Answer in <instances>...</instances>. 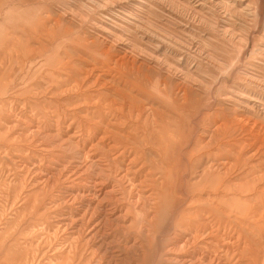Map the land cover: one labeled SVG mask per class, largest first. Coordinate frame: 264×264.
Listing matches in <instances>:
<instances>
[{
    "label": "rangeland",
    "instance_id": "rangeland-1",
    "mask_svg": "<svg viewBox=\"0 0 264 264\" xmlns=\"http://www.w3.org/2000/svg\"><path fill=\"white\" fill-rule=\"evenodd\" d=\"M128 102L143 116L165 111L191 140L250 155L228 184L264 175V0H0V264H264V207L219 226L214 191L175 185L172 203L159 200L155 153L118 139L123 121L135 124L116 110ZM261 193L264 177L244 196L257 204ZM201 221L208 229L192 238ZM248 224L256 261L251 231H239Z\"/></svg>",
    "mask_w": 264,
    "mask_h": 264
},
{
    "label": "bare ground",
    "instance_id": "bare-ground-1",
    "mask_svg": "<svg viewBox=\"0 0 264 264\" xmlns=\"http://www.w3.org/2000/svg\"><path fill=\"white\" fill-rule=\"evenodd\" d=\"M12 45V44H11ZM34 45V44H33ZM14 46V45H13ZM31 46V45H30ZM40 46V45H39ZM15 47V46H14ZM10 48V47H9ZM8 48V49H9ZM30 48V47H29ZM43 48V47H42ZM7 49V48H6ZM31 49V48H30ZM18 50V49H17ZM38 50H40L38 48ZM36 52V51H35ZM31 53V52H30ZM47 53V52H46ZM14 54V53H13ZM33 54V53H32ZM35 54V53H34ZM12 55V53H11ZM57 55V54H56ZM125 55V54H124ZM15 56V55H14ZM21 56V55H20ZM36 56V55H35ZM54 56V55H53ZM123 56V55H121ZM17 57V55H16ZM33 57V56H32ZM52 57V56H51ZM21 58V57H20ZM31 58V57H30ZM121 58V57H120ZM116 59V58H115ZM123 59L125 60V58H122L121 62L123 61ZM18 60V59H17ZM30 60V59H29ZM62 60V58H61ZM90 61V60H88ZM17 62V61H16ZM127 62V60L125 61V63ZM19 63V62H18ZM129 63V61H128ZM127 63V64H128ZM65 64V63H64ZM92 64V63H91ZM96 64V63H95ZM123 63H120V65ZM126 64V65H127ZM130 64V63H129ZM76 65V64H75ZM103 65V64H102ZM117 64L115 63V66ZM119 65V64H118ZM124 65V64H123ZM122 65V67H123ZM125 65V66H126ZM59 66V65H58ZM62 66V65H60ZM87 66V65H86ZM95 66V65H94ZM97 66V65H96ZM43 67V66H42ZM63 67V66H62ZM75 67V66H74ZM92 67V66H91ZM100 67V65H99ZM105 67V66H104ZM119 67V66H118ZM121 67V66H120ZM98 68V67H97ZM103 68V67H102ZM112 68V67H110ZM114 68V67H113ZM71 69V68H69ZM100 69V68H98ZM105 69V68H104ZM121 69V68H120ZM126 69V68H125ZM81 70L85 72L86 75H89L90 73H92V71L94 70V68L92 67L91 69H89L88 67H83L81 68ZM108 70V69H107ZM133 70V69H131ZM71 71V70H70ZM111 71V70H110ZM119 71V69H118ZM123 71V70H122ZM98 72V71H97ZM104 72V71H103ZM107 72V71H106ZM112 72V71H111ZM124 72V71H123ZM57 73V72H56ZM94 73V72H93ZM102 73V71L100 72ZM109 73V72H108ZM52 74V73H51ZM120 74V73H119ZM75 75V74H74ZM106 75V74H104ZM102 75V76H104ZM98 76V75H96ZM123 76V75H122ZM74 77V76H73ZM121 78V77H120ZM119 78V79H120ZM54 79V78H53ZM61 79V78H60ZM78 79V77H77ZM103 80L102 78H99V80ZM110 79V78H109ZM55 80V79H54ZM73 80V79H72ZM75 80V79H74ZM97 80V78H96ZM98 80V81H99ZM71 81V80H70ZM80 81V80H79ZM110 81V80H109ZM129 81V80H128ZM77 82V81H76ZM75 82V83H76ZM100 82V81H99ZM102 82V81H101ZM106 82V81H104ZM102 82V83H104ZM115 82V81H112ZM111 82V83H112ZM125 81H123L124 83ZM131 82V81H130ZM71 83V82H70ZM109 83V82H108ZM109 83V84H111ZM128 83V82H127ZM105 84V83H104ZM119 84V82H118ZM70 85V84H69ZM72 85V84H71ZM79 85V84H77ZM127 85V84H126ZM184 84H182L183 86ZM55 86V85H54ZM67 86V85H66ZM112 86V84H111ZM134 86V85H133ZM145 86V85H144ZM114 87V86H112ZM117 87V86H116ZM63 88V87H62ZM74 88V87H73ZM77 88V87H76ZM121 88V87H120ZM117 89H119V85L117 87ZM182 92H184L185 87L181 88ZM67 90V89H66ZM75 90V89H74ZM160 90V89H159ZM61 91V89L59 90ZM63 91V90H62ZM61 91V92H62ZM120 91V89H119ZM128 91V90H125ZM131 91V89H130ZM157 91V90H156ZM163 91V90H162ZM165 91V90H164ZM180 91V90H179ZM178 91V92H179ZM118 92V91H117ZM167 92V91H166ZM177 92V91H176ZM175 92V93H176ZM187 92V91H186ZM66 93V92H65ZM126 93V92H125ZM132 93V91H131ZM64 94V93H63ZM119 94V93H118ZM136 94V93H135ZM139 94V93H138ZM137 94V95H138ZM73 95V93H72ZM123 95V93H122ZM130 95V94H128ZM133 96V93L131 94ZM136 95V96H137ZM177 96L176 94H173V92H171L169 95H167V103H169V101H173L174 97L173 96ZM180 95V94H179ZM61 96V95H59ZM120 96V94H119ZM185 96V95H184ZM65 97V96H64ZM125 97V96H124ZM138 97V96H137ZM136 97V98H137ZM148 97V96H147ZM181 97V96H180ZM183 97V96H182ZM187 97V95H186ZM71 98V97H70ZM116 98V97H114ZM113 98V99H114ZM126 98V97H125ZM135 98V100H136ZM184 98V97H183ZM66 99V98H65ZM122 99V98H120ZM124 99V98H123ZM122 99V100H123ZM115 100V99H114ZM127 100V99H126ZM131 100V99H130ZM138 100V99H137ZM142 101V100H141ZM146 101V100H144ZM150 101V100H149ZM152 101V100H151ZM117 102H119L118 100L116 101V105ZM127 102V101H126ZM125 102V103H126ZM132 102V101H131ZM130 102V103H131ZM134 102V101H133ZM139 102V100H138ZM183 102V101H182ZM121 103V102H120ZM140 103V102H139ZM123 104V103H122ZM129 104V102H128ZM133 104V103H132ZM148 105V103H146ZM163 104V103H162ZM109 105V104H108ZM127 105V104H126ZM135 105V104H134ZM134 105L132 106L131 104H129L130 108H128V110H126L125 114L123 113L125 108H123L122 106H120L119 108L117 107L116 110H118V115L121 114V118H130L133 117L132 113H135V116L133 117L136 118V120H134L135 124L134 125H128L125 121H123L124 123V128H122V132H118V133H123V138L127 141V139H130L132 137V139H135V143L132 144L134 145V147H136L138 150L140 149H148L150 154L151 153H155V155L157 156V160L158 163L156 165V169L161 172V178H163V180L160 182V185L162 187V195L159 196V200L161 201L163 197L167 199H170L169 201H166L165 203H172L174 201L173 199V195H170V192L168 190L169 187H175L179 185L180 189L183 190L184 193L187 192V194H190L192 192H194L192 194V196L195 195V193H201L199 191L202 190H208V191H214L215 198H213L210 202L209 205L211 207L212 210V216L216 219V221L218 222L219 226H221L222 224H224V226L231 220L235 222V226L236 223L239 224L240 222H244L246 218L249 217H256L258 215V209L261 206L260 209H263L262 207H264V199L262 198V193L260 194V196H258L259 201L258 203H250L249 200H247V196H244L245 194H248L249 192L253 191L255 188H257L258 183L261 182L262 178L264 177V175H262L261 177H251L253 173V170H249L246 173V180L242 181L240 183L237 184H228V179L226 178L225 174H227L230 170L233 169V167H236L237 165H242V164H247L248 161V156L250 155H245L243 156V154L238 153L237 156H234L233 153H230V150L227 149L228 146H224L221 143H212L211 140L207 141V142H203L200 138H195L193 140H191V136L189 135V133H186L185 130H182L183 126L180 129H172L170 128V123L168 124L165 121V117H162L163 112L161 110V112L157 109H155V107L152 105H150V107H154L151 108V110L153 111V117L152 116H143V112L145 111L143 108L141 109L140 107L143 105H140L138 107L134 108ZM118 106V105H117ZM144 106V105H143ZM145 107V106H144ZM149 107V106H148ZM140 108V109H139ZM158 108V106H157ZM111 109V108H110ZM150 110V109H149ZM167 111V110H166ZM148 112V111H147ZM146 112V113H147ZM158 112V113H157ZM101 113V112H100ZM112 113V112H111ZM123 113V115H122ZM149 113H151V111H149ZM148 113V114H149ZM168 113V112H167ZM166 113V114H167ZM143 114V115H142ZM147 114V115H148ZM150 115V114H149ZM165 115V114H164ZM171 115V114H170ZM173 115V114H172ZM105 116H110V115H103ZM116 116V115H114ZM113 116V117H114ZM111 117V116H110ZM107 119L108 124H112L111 121L109 120V118ZM119 117V118H120ZM175 117V116H174ZM120 118V119H121ZM179 118V117H178ZM56 119V118H55ZM119 119V120H120ZM181 119V118H179ZM117 120V119H114ZM113 120V121H114ZM118 120V121H119ZM130 120V119H129ZM167 120V119H166ZM201 120V119H200ZM191 121V120H190ZM193 121V120H192ZM198 121V120H197ZM116 122V121H115ZM114 122V123H115ZM196 122V121H195ZM59 123V122H58ZM113 123V125H114ZM119 123V122H118ZM184 123V122H183ZM194 123V122H193ZM254 123V122H253ZM122 124V123H121ZM188 124V123H187ZM197 125V124H195ZM186 127H188L185 124ZM200 127V126H199ZM223 128H226V121L220 122L218 124V126L215 128V130L212 129L211 133V138L216 136V133L223 131ZM205 129V128H204ZM104 130V129H103ZM195 130L196 126H195ZM207 130V129H206ZM248 130V129H247ZM199 131V130H198ZM208 131V130H207ZM107 132V131H105ZM105 132H103L105 134ZM111 132V130L108 131V133ZM200 132V131H199ZM205 132V131H203ZM50 133V132H48ZM47 133V134H48ZM73 133V132H72ZM202 133V132H201ZM256 133V132H255ZM259 133V132H257ZM46 134V136H47ZM74 134V133H73ZM101 134V133H100ZM104 134L102 135V138L104 136ZM118 136V139H123L122 138V134ZM193 133H191L192 135ZM34 135V134H33ZM49 135H53V134H49ZM48 135V136H49ZM195 135V134H194ZM121 136V137H120ZM193 136V135H192ZM202 136V135H201ZM255 136V135H254ZM63 137V136H62ZM71 136H68V139H70ZM100 137V136H99ZM141 139L143 140L145 143H142L141 145L138 146V141L137 139ZM254 138V137H253ZM263 140V139H262ZM72 141V139H71ZM190 141H192L190 146ZM202 141V142H201ZM113 142V141H112ZM120 140H118V144H119ZM89 143V142H88ZM114 143V142H113ZM124 143V142H123ZM203 143V144H202ZM194 144V145H193ZM213 144H216L214 146H217V148L219 149V152H211V149L213 148ZM88 145V144H87ZM112 145V144H111ZM110 145V146H111ZM124 146V145H123ZM131 146V145H130ZM240 146V145H239ZM139 147V148H138ZM227 147V148H226ZM93 148V147H92ZM90 152V151H89ZM89 152H85V155H89ZM254 152V151H253ZM229 155H232L233 159L228 157ZM214 156V160L210 159L209 157ZM224 156V157H223ZM243 156V159H242ZM217 157V159H216ZM226 157V158H225ZM230 158V159H228ZM228 159V160H227ZM151 160V159H150ZM92 161V160H91ZM94 162V160H93ZM92 162V163H93ZM95 164V163H94ZM239 165V166H240ZM224 167V172L221 171V168L219 167ZM251 168H253L252 165H250ZM198 169V170H197ZM238 169V167H237ZM150 170V169H148ZM199 171L197 174V176L195 177L196 180H192V176L191 173L193 171ZM248 170V169H247ZM246 171V170H244ZM134 172V171H133ZM126 174V173H125ZM133 175V174H132ZM130 178V177H129ZM242 178V177H241ZM144 179V178H143ZM130 180V179H129ZM192 180V181H191ZM127 181V180H126ZM236 182V181H235ZM140 183H142L140 181ZM137 184V183H136ZM129 187V186H128ZM139 188V187H138ZM208 188V189H207ZM196 191V192H195ZM96 197H98L100 199L99 194L102 195H106V191H104V187L100 186L97 187L96 189H94V193H93ZM93 196V195H92ZM105 196H102V198L99 200L100 202L104 201ZM199 198V197H198ZM257 198V199H258ZM185 197L178 199L177 202L178 203H183L185 202ZM153 202V201H152ZM159 204V201L157 202ZM151 204V203H150ZM109 204H107L108 206ZM229 205L231 206L230 210H228V214L226 217H224L223 213L225 212L224 206ZM98 206L99 203H98ZM105 206V205H104ZM151 206V205H150ZM101 208V207H100ZM109 209H106V215L110 216L113 211L115 210V208H110L109 206L107 207ZM109 210V211H108ZM264 210V209H263ZM202 211V210H201ZM200 212V211H199ZM234 212L235 214V218L230 219V213ZM173 213V212H172ZM203 213V212H202ZM262 213V212H261ZM223 214V215H222ZM113 215V214H112ZM117 215V214H116ZM152 215V214H151ZM196 215V214H195ZM202 215V214H201ZM208 215V214H207ZM201 217V216H199ZM173 218V217H172ZM204 217H201V219H203ZM252 222H256V221H252ZM228 223V224H229ZM204 222H199V225H196V230L195 232L192 234V238H196L200 235H203L204 232L208 229L207 228V224H205L204 226ZM262 224V223H261ZM183 227V224H181ZM145 226V225H144ZM202 226H204V229L202 228ZM231 226V225H230ZM241 227H243L242 229L244 231H254L253 229L250 228L249 224L247 226H240V233H242V229ZM262 227V226H261ZM234 228V227H233ZM185 229V228H184ZM190 231V230H188ZM212 231V230H211ZM210 231V232H211ZM245 235V237H247V235L245 233H243ZM257 233H252L250 239H248V247L249 250L252 251L253 255H250V258L252 261H256L258 260V253H257V247L256 245L258 244V236L256 235ZM151 235V234H150ZM176 235V234H175ZM185 235V234H184ZM187 235V234H186ZM191 235V234H189ZM216 235V234H215ZM261 235V234H260ZM186 237V236H184ZM260 237V236H259ZM216 238V237H215ZM188 239V238H187ZM184 240V238H183ZM210 240V239H209ZM208 240V241H209ZM181 241V240H180ZM184 242V241H183ZM174 246L177 247V243H173ZM245 252L248 253V251H245V249L243 248V250L241 251L240 254H244ZM192 256V255H191ZM198 260V259H197ZM192 261V260H191ZM251 261V262H252ZM189 262V261H188ZM203 263V262H202ZM253 263V262H252ZM257 264V262H254ZM207 264V263H206Z\"/></svg>",
    "mask_w": 264,
    "mask_h": 264
}]
</instances>
